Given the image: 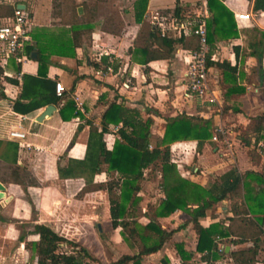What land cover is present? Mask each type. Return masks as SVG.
Here are the masks:
<instances>
[{"label": "crops", "instance_id": "obj_1", "mask_svg": "<svg viewBox=\"0 0 264 264\" xmlns=\"http://www.w3.org/2000/svg\"><path fill=\"white\" fill-rule=\"evenodd\" d=\"M69 1L76 4L75 14L83 17L82 2L92 0ZM221 1L233 15L237 35L228 39L215 37L210 60L228 61L235 65L234 84L241 90L226 96V89L220 85L221 70L216 65H210V94L201 99L185 96L186 61L189 51L197 47L196 38L191 33L182 34L181 41L174 45L171 55L165 59L142 63L144 57L138 50L145 43H151L148 38L151 11L174 12L176 15L193 13L200 8V0H146L139 20L135 15L138 2L135 0L132 7L124 10V24L118 34L101 29L93 32L102 23V17L54 27L55 24L50 21L52 4L49 0L0 1V6L8 7V11L0 15V22L1 18L12 14L14 3L30 12L31 34L37 35L38 43L44 45L45 77L60 82L64 87L63 96L58 97L56 103L17 112L13 103L20 94L22 76L37 74L38 62L31 57L36 51H32L29 59L22 64L11 61L6 69L0 67V78L3 80L0 89V95H3L0 97V141L16 143L9 138L8 132L18 124L26 134L24 146L16 143L18 148L14 162L4 161L0 156V168L6 170L0 175V183L4 186V195L0 198V264L34 262L36 256L26 248V243L36 242L39 238L33 233L35 224H44L69 242L85 248L102 264H108L122 254L136 252L135 248L133 251L128 248V251L110 256L109 261L103 259L104 252L114 251V248L100 243L104 236L98 222L100 216L107 215L110 232L119 228H112L108 194L104 188L98 189L97 185L115 179L116 173H107L106 164H103L104 170L95 174L92 182H86L74 163L73 177L67 178L65 173L60 176V171H65L69 161L84 159L90 125L101 131L102 114L111 101L134 109L143 119H152L149 148L162 138L168 118L183 114L208 120L213 129L212 135L203 140L199 150L196 139L176 140L169 144L171 162L176 165L181 177L193 183L208 188L231 169L239 173L254 171L264 174V139L257 141L263 144L259 152L255 138L251 136L250 144L246 145L239 139L236 129L245 126L250 117L264 112V51L261 47L264 43L261 37L264 33V10H253L254 0ZM242 14L249 15V18L237 19ZM87 29H92L94 41L91 38V43L86 42L82 35ZM151 47L156 46L153 44ZM104 57L106 64L101 62ZM3 71L11 76L4 75ZM69 101L73 103L76 115L70 120H62L60 109ZM49 105L54 109L41 118ZM118 127L120 124L109 125L104 135L108 150L118 138ZM217 128L228 131L232 141L230 148L221 140H213ZM2 150L3 145L0 153ZM250 151L257 156L252 158ZM153 171L157 178L156 199L149 204H157L163 198L159 185V163L156 162L143 171L135 209L140 201L142 182L147 172L151 174ZM252 184L255 185V181ZM245 209L244 191L240 187L198 218L202 227L217 223L227 233L214 237L215 246L209 253L196 251L197 234L192 223L187 222L190 218L188 213L176 210L169 216L157 218L164 228L174 232L160 250L144 256L141 264H264V224L263 233L254 244L252 237L256 236L257 228L253 215L245 214ZM145 214L148 215L143 213L140 216L144 221L136 215L133 218L144 224L148 221ZM167 221L174 222V225L168 228L164 223ZM88 237L96 242L94 246L88 242ZM178 246L191 256L183 260ZM248 249L254 250L255 255L252 256ZM59 250L70 252L71 245L61 244ZM239 251H243L244 255L234 256ZM247 258L251 260L243 262ZM90 263L97 264L85 260V264Z\"/></svg>", "mask_w": 264, "mask_h": 264}, {"label": "trees", "instance_id": "obj_2", "mask_svg": "<svg viewBox=\"0 0 264 264\" xmlns=\"http://www.w3.org/2000/svg\"><path fill=\"white\" fill-rule=\"evenodd\" d=\"M210 11V18L207 20V41L210 52L207 57V65H216L222 74L220 85L226 89V96L238 93L241 89L237 88L234 78L236 71L235 65L228 61H211V48L215 37L228 39L236 37L235 22L232 13L225 7L221 0H206ZM146 0H138L136 4V19L141 18ZM253 10H264V0H254ZM32 35V34H31ZM264 40V33H261ZM35 43L28 47V55L36 51L35 61L38 62L36 75H23L21 91L13 103V109L17 112H27L43 106L46 103H56L58 97L55 94L54 80L45 77L43 67L46 58L43 54L44 45L39 44L38 36L33 34L32 39ZM148 38L151 43H145L138 47L143 55L142 63H147L154 59L168 58L174 45L181 41L182 35L173 38L171 36H161L158 31L151 28L148 31ZM155 44L156 47H151ZM264 51V43H262ZM259 53V56L262 54ZM237 55V53L235 52ZM102 64L107 63L104 57ZM1 73V70H0ZM3 95H0L2 97ZM74 105L71 101L60 109L62 120H70L75 117ZM118 125L116 133L118 138L114 141L110 150L107 149L104 135L107 133L109 125ZM152 119H143L137 111L124 106L121 102L111 101L101 120V131L90 125L89 136L86 145V153L81 161H69V165L64 172L60 170V176L65 173L68 177L74 176L75 166L86 182H92L95 174L102 172L103 164H106V172L113 171L116 177L107 181L105 190L108 194L110 223L112 228H120L121 235L130 240L136 252L133 254H122L116 260L108 264H141L142 258L160 250L168 242L174 232L173 229L164 228L157 218L166 217L176 210H182L189 214L187 222H191L197 234L196 251L208 253L215 246L214 237L216 235H227L217 223L204 228L198 222V218L204 216L205 211L214 204L227 198L231 193L243 188L244 200L246 204L245 214L253 215V220L257 228L255 237H252L254 244L259 240L263 233L264 224V174L254 171L239 173L231 169L216 180L210 187L205 188L193 183L179 174L176 165L171 162L169 156V144L176 140L196 139L198 150L205 138L212 135V127L208 120L178 115L166 120L164 133L161 139L157 140L151 148L150 126ZM239 139L246 145L250 144V137L255 138V142L264 139V112L249 118L245 126H238ZM73 141H71L72 143ZM70 143V144H71ZM0 153L4 161H15L17 154V144L12 142H1ZM250 156L255 158V152L250 151ZM159 163L160 188L163 198L157 204H148V221L144 224L134 219L135 206L138 202L137 193L140 191V182L143 180V171L149 165ZM255 181V185L252 182ZM117 193H114V190ZM33 233L38 235V240L33 243H26V248L34 253L37 264H85L89 259L100 263L88 251L69 242L66 238L58 235L51 228L44 224H35ZM70 244L71 251L64 252L59 250L61 244ZM178 253L183 260L188 259L191 253H185L178 246ZM251 255L255 251L248 249ZM244 255L243 251L234 253ZM250 261L247 258L243 262Z\"/></svg>", "mask_w": 264, "mask_h": 264}, {"label": "built area", "instance_id": "obj_3", "mask_svg": "<svg viewBox=\"0 0 264 264\" xmlns=\"http://www.w3.org/2000/svg\"><path fill=\"white\" fill-rule=\"evenodd\" d=\"M6 2V0H0ZM10 2V1H9ZM211 14L207 7L206 0H200V8L193 13L176 15L174 12L153 10L150 12L149 24L151 28L158 31L161 36H180L191 33L197 41V47L189 51V58L186 61L185 84L188 98H203L210 94L208 86L209 67L207 65V55L210 47L207 41L206 23ZM249 15H238L237 19H248ZM31 14L25 8L13 4L12 14L1 18L0 22V67L6 69L11 61L22 64L29 59L28 47L32 45L31 35ZM6 76L10 73L3 71ZM64 87L60 82L55 84V94L62 97ZM22 126L8 132L10 139L14 140L19 146H24L25 132ZM213 140H221L228 148L232 146L228 131L217 128L213 134ZM259 152L263 149L262 142L256 143ZM31 264H37V258Z\"/></svg>", "mask_w": 264, "mask_h": 264}, {"label": "rangeland", "instance_id": "obj_4", "mask_svg": "<svg viewBox=\"0 0 264 264\" xmlns=\"http://www.w3.org/2000/svg\"><path fill=\"white\" fill-rule=\"evenodd\" d=\"M44 2H47V0H42ZM52 4L51 9V16L52 20L51 23H54V27H60L59 25L64 24L66 22H86V21H92L95 20L97 17H102V23L98 24V27L96 29H93V32H97L98 30H105L109 32H113L115 34H118L122 31V25L124 24V21L122 20V17L124 15V10L132 7L133 3H135V0H92L89 3H86L85 1L82 2L84 5V12H82L83 17H79L75 14V7L76 4L72 2L70 4L69 0H49ZM8 7L6 6H0V15H3L5 13ZM92 10V11H90ZM84 13V14H83ZM73 14V15H72ZM122 26V27H121ZM33 31V30H32ZM31 31V32H32ZM92 29L83 30L82 35L86 39V42L91 43L94 41L91 35ZM93 40H92V39ZM92 40V41H91ZM3 80L0 78V89L3 87L2 84ZM1 112V109H0ZM2 168V167H1ZM0 168V175L2 172H6V170H3V168ZM145 181L142 182V193L140 194V201L135 209V215L137 218H140L141 221H144L143 218L140 216L143 213L147 212V205L149 203H152L156 199V188H157V178L155 176V172L153 171L151 174L150 172H147ZM109 180L111 179L108 178ZM107 182H102L98 186V189L105 190ZM117 190H114V193ZM107 200L105 204L107 205ZM105 212L107 211V207L105 206ZM149 214V213H148ZM152 214V213H150ZM147 218H149V215L145 214ZM100 224V228L102 230V234L104 236L101 237L100 243L104 244L106 247L113 246L114 251L107 250L104 252V261H109L110 256H116L121 252L128 251L129 249L133 251L135 248L132 242L126 238H124L121 235V229L119 228L116 231H109L110 230V224L108 222L107 215L100 216V220L98 221ZM166 226L169 228L172 224L174 225V222H164ZM109 231V232H108ZM86 236V235H85ZM88 242L94 246L96 242L93 241V239H90L88 237ZM91 240V241H90ZM129 248V249H128ZM93 264V263H90ZM150 264H156L151 262Z\"/></svg>", "mask_w": 264, "mask_h": 264}, {"label": "water", "instance_id": "obj_5", "mask_svg": "<svg viewBox=\"0 0 264 264\" xmlns=\"http://www.w3.org/2000/svg\"><path fill=\"white\" fill-rule=\"evenodd\" d=\"M78 11H80V9H79ZM35 56H36V52H32L31 57H32V58H35ZM53 109H54V107H53L52 105H49V106L45 109L44 113L41 115V118L44 117L45 115H49L50 112H51ZM3 195H4V186L0 183V198H2Z\"/></svg>", "mask_w": 264, "mask_h": 264}]
</instances>
